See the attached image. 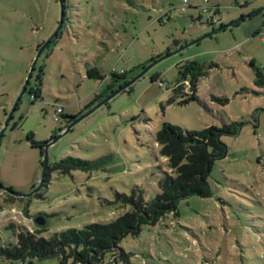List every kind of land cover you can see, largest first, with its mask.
<instances>
[{"label":"rangeland","instance_id":"obj_1","mask_svg":"<svg viewBox=\"0 0 264 264\" xmlns=\"http://www.w3.org/2000/svg\"><path fill=\"white\" fill-rule=\"evenodd\" d=\"M63 1V27L29 79L39 49L60 23V0H0V131L14 112L0 143V184L23 195L39 185L44 144L67 127L62 117L58 123L52 119L57 104L64 116L92 112L49 148L50 167L69 157L99 165L70 175L52 171L32 197L12 199L0 190V249L17 245L19 228L42 230L37 236L50 239L68 229L110 223L128 210L116 195H129L135 187L147 200L156 198L158 182L170 172L156 142L164 124L200 132L241 123L239 134L222 139L229 153L208 177L211 197L181 200L174 213L125 238L119 247L128 258H118L117 264H264V84L246 57H253L264 79V26L234 55L228 50L243 38L232 28L179 52L219 28L212 15L200 14L201 7L213 9L222 26L253 12L264 14V0H209L207 5L188 0L186 12L180 9L184 0ZM163 16L166 22H159ZM192 62L217 68L200 80L198 101L168 105L181 79L179 69ZM92 67L106 78L88 79ZM112 71H127L128 82L143 75L94 110L91 105L112 84ZM40 86L34 100L31 93ZM38 218L45 220L41 227ZM111 259L106 254L103 264ZM0 264L58 260L0 257Z\"/></svg>","mask_w":264,"mask_h":264},{"label":"trees","instance_id":"obj_2","mask_svg":"<svg viewBox=\"0 0 264 264\" xmlns=\"http://www.w3.org/2000/svg\"><path fill=\"white\" fill-rule=\"evenodd\" d=\"M200 20L201 16L198 18V21ZM159 22L162 21L159 19ZM215 66L213 63L207 65L192 62L180 68L181 79L175 85L168 105L184 106L198 101L197 86L200 80L206 77L208 70ZM250 67L258 79H263L261 70L256 67L254 62L250 63ZM43 73L42 70L39 75L40 80ZM87 77L97 80L106 78L96 67L87 71ZM127 78V71L119 73L112 71L110 74L112 84L98 96L91 107L114 92L116 86L120 85L121 87V80ZM31 94L41 95V86L37 88V92ZM179 96L180 102L177 101ZM224 102L227 103L228 100L225 99ZM62 118L68 126L78 116L63 115ZM241 126V123H233L221 127L208 126L200 132H184L181 128L164 124L157 133L156 142L161 147V156L167 161L170 172L166 173L158 182L159 194L156 198L147 200L145 192L139 187H135L129 195H116L117 202L123 208L128 209L119 218L106 224L93 223L82 229H68L53 235L50 239L37 236L42 230L31 232L19 228L21 230L17 234V245L12 248H1L0 257L8 261H25L26 258H29L37 260L57 259L58 264H103L105 255L111 253L112 259L109 264H117L118 258H128L119 247L125 238L138 236L142 227L156 225L162 218L174 213L181 200L193 196L211 197L208 177L215 163L226 159L229 153L228 147L222 139L235 137L239 134ZM62 131L60 130V132ZM30 140L34 147H38L33 139ZM97 165L99 163L66 158L49 168L44 185L48 183L52 171L61 175H70L74 171H91ZM9 197L13 199L12 196ZM10 225L16 228V226Z\"/></svg>","mask_w":264,"mask_h":264},{"label":"water","instance_id":"obj_3","mask_svg":"<svg viewBox=\"0 0 264 264\" xmlns=\"http://www.w3.org/2000/svg\"><path fill=\"white\" fill-rule=\"evenodd\" d=\"M60 3H61V20H60V23L58 25V28L55 32V34L51 37V39L42 45V47L39 49L37 55H36V58L34 59L33 61V64H32V67H31V71H30V74H29V79L32 75V73L34 72L35 70V66H36V63L38 61V59L40 58L41 54L43 53V51L51 44L52 40L58 36L59 32L61 31L62 27H63V23H64V1L63 0H60ZM253 14H255V12L249 14V15H246V16H242L241 18L227 24V25H224V26H221L219 28H216L215 30L211 31L210 33L204 35L203 37H200L198 39H196L195 41L191 42L189 45H186L185 47L183 48H180L179 49V52L184 50L185 48L191 46V45H195V44H198L199 42H201L202 40L218 33V32H221L223 30H226L228 28H230L231 26H233L234 24L236 23H239V22H242L248 18H251V16H253ZM143 75V73L139 74L137 77L133 78L132 80H130L129 82H127L125 85L121 86L119 89L115 90L114 92H112L110 95H108L102 102H100L98 105L101 106V105H104L106 103H108L110 100H112L115 96H117L118 94L122 93L123 91H125L128 87H130L134 82H136L141 76ZM29 81L27 80L26 83H25V86H24V89H23V92L21 93V96L24 94V92L26 91V87L28 85ZM20 100V98H19ZM18 105V103H16V106ZM97 106V105H96ZM94 109V107H93ZM95 110V109H94ZM93 110V111H94ZM92 112V109L89 110L85 115H82L80 117H78L74 122H72L71 124H69L62 132L61 134L56 138L54 139L53 141L51 142H48L45 146V151H44V161H43V171H42V174H41V177H40V183L39 185L36 187V189H34V191L30 194H27V195H23V194H20V193H17L15 191H13L12 189H8V188H4L1 184H0V190L3 191L4 193H6L7 195H10V196H14V197H32L34 196L36 193H38L42 188H43V185H44V180L46 178V175L49 171V168H50V163H49V156H48V150L49 148L54 144L56 143L62 136L66 135L76 124H78L84 117H86L88 114H90ZM13 113H10L9 117H8V120L7 122L5 123V125L3 126L2 130L0 131V143H1V140H2V137L4 135V132L6 130V128L8 127V123H10L11 119H12V116H13ZM36 223L38 226H43L45 224V220L43 218H38L36 220Z\"/></svg>","mask_w":264,"mask_h":264},{"label":"crops","instance_id":"obj_4","mask_svg":"<svg viewBox=\"0 0 264 264\" xmlns=\"http://www.w3.org/2000/svg\"><path fill=\"white\" fill-rule=\"evenodd\" d=\"M233 21H235V20H233ZM220 25H221V22L219 21V26L217 24L216 27H221ZM262 25L264 26V14L263 13H256V14H253V16H251V18H248L242 22L236 23L233 26H231L230 28H232L234 30H238L239 32H241L243 40L242 41L241 40L240 41L235 40L236 44L232 48H230L228 50V52H231L232 55H234L235 54L234 51H238L239 48H241L244 43L248 42L249 40H251L252 38L257 36L258 34H260V31L262 29ZM246 57H248V59H251V62H254L256 65V62L252 56H249V54H248V56L246 55ZM256 67H258V66L256 65ZM216 68H217V64H216ZM253 72H254V70H253ZM254 74H255V72H254ZM262 80H263V84H264V79H262Z\"/></svg>","mask_w":264,"mask_h":264},{"label":"built area","instance_id":"obj_5","mask_svg":"<svg viewBox=\"0 0 264 264\" xmlns=\"http://www.w3.org/2000/svg\"><path fill=\"white\" fill-rule=\"evenodd\" d=\"M204 3L207 5L209 3V0H204ZM188 4H189L188 0H184L182 8H180V9L184 12L187 9ZM200 12H201V14H208L209 17H210V15H212L211 19L214 20V23H216V25L219 24L218 14L213 12V9L204 6V7L200 8ZM160 20L162 22H166V17L163 16L162 18H160ZM210 23H211V20H209V18H208V24L211 26ZM32 98L34 100H37L40 98V95L32 94ZM55 107H56V110H55V114L53 115L52 119L54 122L58 123L60 121V118L64 115V107L59 105V104H57Z\"/></svg>","mask_w":264,"mask_h":264}]
</instances>
